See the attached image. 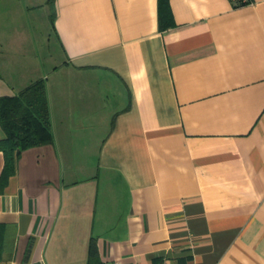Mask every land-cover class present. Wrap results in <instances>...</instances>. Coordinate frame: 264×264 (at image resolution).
<instances>
[{
    "label": "crops",
    "instance_id": "1",
    "mask_svg": "<svg viewBox=\"0 0 264 264\" xmlns=\"http://www.w3.org/2000/svg\"><path fill=\"white\" fill-rule=\"evenodd\" d=\"M48 3L50 75L35 4L0 0V99L46 79L53 132L0 193V264H88L93 237L105 264H264V0Z\"/></svg>",
    "mask_w": 264,
    "mask_h": 264
},
{
    "label": "trees",
    "instance_id": "2",
    "mask_svg": "<svg viewBox=\"0 0 264 264\" xmlns=\"http://www.w3.org/2000/svg\"><path fill=\"white\" fill-rule=\"evenodd\" d=\"M233 6L236 8L246 5L240 1H233ZM167 12L162 2L161 21L167 16ZM0 118L1 127L6 133V138L0 141V152L5 157L0 178L1 193L7 186L9 178L17 173V163L23 152L53 143L46 79L41 78L31 83L14 97H1ZM88 247V264H105L100 257L96 238H91Z\"/></svg>",
    "mask_w": 264,
    "mask_h": 264
},
{
    "label": "rangeland",
    "instance_id": "3",
    "mask_svg": "<svg viewBox=\"0 0 264 264\" xmlns=\"http://www.w3.org/2000/svg\"><path fill=\"white\" fill-rule=\"evenodd\" d=\"M26 2L29 5L35 4L36 7L32 9L34 13L30 14L22 23L25 24V29L31 33L32 48H36L38 58L44 63L46 75H50L53 66L64 64L63 51L57 36L54 34L52 22H50L53 8L51 3H48L49 0H26ZM0 8L7 12L6 5ZM6 24V30L11 32L17 28L20 22L13 20L10 23L6 22Z\"/></svg>",
    "mask_w": 264,
    "mask_h": 264
},
{
    "label": "built area",
    "instance_id": "4",
    "mask_svg": "<svg viewBox=\"0 0 264 264\" xmlns=\"http://www.w3.org/2000/svg\"><path fill=\"white\" fill-rule=\"evenodd\" d=\"M233 1H240L242 3H244L245 5H249L250 3H252V0H233ZM114 264H121L120 262H116Z\"/></svg>",
    "mask_w": 264,
    "mask_h": 264
}]
</instances>
